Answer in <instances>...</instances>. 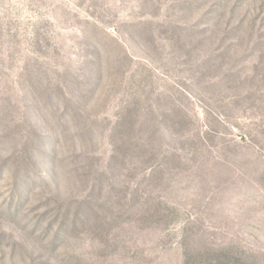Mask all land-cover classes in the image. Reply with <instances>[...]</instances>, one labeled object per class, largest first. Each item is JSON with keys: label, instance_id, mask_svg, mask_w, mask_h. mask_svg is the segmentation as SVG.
Returning <instances> with one entry per match:
<instances>
[{"label": "rangeland", "instance_id": "obj_1", "mask_svg": "<svg viewBox=\"0 0 264 264\" xmlns=\"http://www.w3.org/2000/svg\"><path fill=\"white\" fill-rule=\"evenodd\" d=\"M0 264H264V0H0Z\"/></svg>", "mask_w": 264, "mask_h": 264}]
</instances>
